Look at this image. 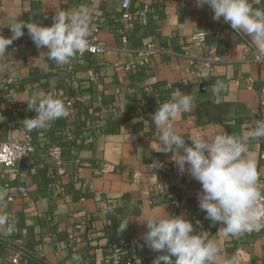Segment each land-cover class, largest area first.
<instances>
[{"label":"crops","instance_id":"1","mask_svg":"<svg viewBox=\"0 0 264 264\" xmlns=\"http://www.w3.org/2000/svg\"><path fill=\"white\" fill-rule=\"evenodd\" d=\"M81 5L90 9L89 37L99 30L97 37L106 47L103 54L77 56L57 66L25 28L24 36L0 55L1 142L24 140L23 121L36 115L28 103L49 94L65 104L81 98L69 108L67 118L53 122L52 129L33 133L36 154L19 163L17 174L0 166V194L5 197L0 213L8 209L16 221L12 237L0 228V241L31 256L0 242V264H10L15 255L20 264H108L112 253L133 257L135 264H153L164 253L145 245L146 225L136 220L153 214L183 216L193 224V234L206 231L220 250L216 264H226L232 257L238 264H264V232L248 239L226 236L222 226L205 219L199 208L200 183L179 171L172 153L153 150L160 130L152 114L174 94L192 97L191 110L173 119L189 145V136L227 131L242 137L257 121H264V72L249 61L256 50L250 37L222 19L215 21L213 10L197 6L196 0H134V7H149L152 15L130 31L116 22L119 0H0V35L11 37L13 18L51 26L55 14ZM118 29L128 32L131 47L150 44L157 51L148 69L124 72ZM195 34L204 35L205 44L221 61L205 82L198 81L179 56L183 50L198 53L192 48ZM9 78L13 83L7 85ZM217 82L222 84L219 89ZM87 127L93 139L86 143ZM65 130L74 135L70 144L63 142ZM51 143L61 144L60 168H53L46 156ZM262 151L264 138L248 142L246 155L255 161L264 191ZM154 161L163 166L149 167ZM9 197L14 202L7 206ZM171 200L176 202L173 207L168 206ZM125 219L131 220L119 232Z\"/></svg>","mask_w":264,"mask_h":264},{"label":"clouds","instance_id":"2","mask_svg":"<svg viewBox=\"0 0 264 264\" xmlns=\"http://www.w3.org/2000/svg\"><path fill=\"white\" fill-rule=\"evenodd\" d=\"M196 3L201 7L209 6L215 21L222 19L235 32L250 37L256 48V59H264V7L255 6L264 0H196ZM53 21L51 26H40L13 18L9 27L11 37L0 35V55L13 41L24 36L25 28L35 46L38 49L46 47L47 59L57 66L69 64L78 54L88 50L91 16L87 6L60 11L53 16ZM216 87L221 88V82H217ZM28 107L36 113L34 118L23 121L29 132L45 129L53 121L69 116L64 101L51 94L28 103ZM191 107V95L182 93L160 104L152 114L160 130L159 142H153L156 145L153 150L172 153L171 158L179 171H187L200 183L199 208L205 213V219L222 226L220 230L226 236L264 228V191L260 188L255 161L246 155L249 141L264 138V121H257L242 137L227 131L211 136H189V145L175 129L173 119L189 112ZM158 166L163 165L156 161L149 165L151 168ZM4 199L0 194V201ZM130 220L120 221L118 231H125ZM136 220L146 225L145 245L154 252L164 253L158 255L153 264H216L220 258V250L208 238V233L193 234V224L183 216L153 214ZM0 228L12 234L16 228L15 219L9 213H0ZM74 259L79 261L80 257ZM226 264H238V260L232 257Z\"/></svg>","mask_w":264,"mask_h":264},{"label":"built area","instance_id":"3","mask_svg":"<svg viewBox=\"0 0 264 264\" xmlns=\"http://www.w3.org/2000/svg\"><path fill=\"white\" fill-rule=\"evenodd\" d=\"M134 0H119L120 12L119 16L116 19V22L128 29L132 30L138 23L145 25L149 18L152 15V9L149 7H134ZM99 30H95L93 35L88 37L89 39V48L82 55H98L103 54L106 50L104 44H102L98 37ZM117 39L120 45L119 49L123 52V70L126 73H137L141 70H146L150 67L151 59L157 52L152 45L147 44L140 48H133L129 44L128 32L123 29H118ZM10 33L11 30H10ZM192 48L198 50V53L195 55L189 54L187 50L180 52L179 56L184 58L188 65L193 69L195 76L198 81L205 82L211 78L214 73L215 67L221 62L219 57H217L211 47H208L204 41V35L195 34L192 36ZM250 62L259 66L264 72V59H256V50L253 52L252 57L249 60ZM95 74L90 72L89 78L93 79ZM13 83L12 79H7L6 84L10 85ZM249 82L246 83L248 85ZM261 94H264V89L261 90ZM74 102L80 103L81 98L75 96L73 99L67 102L66 106L70 108ZM54 122V121H53ZM53 122L49 127L45 128L46 130L52 129ZM41 129H35L31 132L26 130L25 137L23 141L13 140L7 142L0 141V166L11 170L14 174L18 172V165L24 159L31 158L36 154V147L33 143L32 135L36 131ZM91 127H87L84 131L85 142L92 141L93 137L91 135ZM62 139L65 144H70L74 141V135L70 131H62ZM51 165L53 168H60L63 163V150L61 144L51 143L46 153ZM260 160H264V151L259 155ZM20 195H25V190H19ZM14 202L13 197L6 199V205H10ZM176 202L171 200L168 202V206H175ZM6 213H9L13 218L10 210L6 209ZM76 229L80 230L81 226H77ZM264 232V228L260 230H253L251 232L241 233L238 236H235L237 239H248L254 236H257ZM14 234H7L9 237ZM10 264H20V258L18 255L13 256L9 259ZM108 264H135L133 257L124 256L118 253H112L108 257Z\"/></svg>","mask_w":264,"mask_h":264},{"label":"water","instance_id":"4","mask_svg":"<svg viewBox=\"0 0 264 264\" xmlns=\"http://www.w3.org/2000/svg\"><path fill=\"white\" fill-rule=\"evenodd\" d=\"M27 161H28L27 159H24V160L22 161V163H23V162H27ZM0 242L3 243V244H5L6 246H8V247H10V248H12V249H14V250H16L17 252H19V253H21V254H23V255H25V256L31 258L30 255H28L27 253H25V252H24L22 249H20L19 247L15 246V245H13V244L7 242V241H0ZM36 261H37V260H36ZM41 264H42V263H41Z\"/></svg>","mask_w":264,"mask_h":264}]
</instances>
